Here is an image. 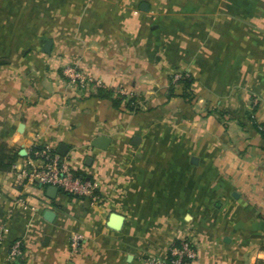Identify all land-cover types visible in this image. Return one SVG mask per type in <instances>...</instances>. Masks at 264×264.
<instances>
[{"label": "crops", "instance_id": "obj_1", "mask_svg": "<svg viewBox=\"0 0 264 264\" xmlns=\"http://www.w3.org/2000/svg\"><path fill=\"white\" fill-rule=\"evenodd\" d=\"M3 144L0 264H264V0H0ZM43 144L97 197L18 181Z\"/></svg>", "mask_w": 264, "mask_h": 264}, {"label": "built area", "instance_id": "obj_2", "mask_svg": "<svg viewBox=\"0 0 264 264\" xmlns=\"http://www.w3.org/2000/svg\"><path fill=\"white\" fill-rule=\"evenodd\" d=\"M63 74L74 84L84 87L91 78L86 76L79 68L67 65L63 69ZM178 79L179 76L176 75ZM37 160V164L30 167H21L16 170L18 181L30 180L46 186H56L57 188L76 195L96 198L97 184L90 178H84L77 174V170L69 164L67 160L61 159L60 155L53 150L51 145L43 144L41 148L32 150ZM78 236H74L72 243L77 245ZM170 253L174 256L172 264H188L185 258H195V248L189 241H183L181 246H171ZM25 252V245L21 239H16L10 248V256L16 258ZM165 260L150 259L147 264H165Z\"/></svg>", "mask_w": 264, "mask_h": 264}, {"label": "trees", "instance_id": "obj_3", "mask_svg": "<svg viewBox=\"0 0 264 264\" xmlns=\"http://www.w3.org/2000/svg\"><path fill=\"white\" fill-rule=\"evenodd\" d=\"M187 82V84L189 83L188 79L185 80ZM99 94L103 95V96H107V97H111L113 100V103L115 106H121V104H123V102L126 100V105L128 108L135 110L136 106L133 104L135 102V98H131L127 100V95L119 93L116 96H114V92L113 90L110 91H104L103 89H99ZM40 147H35L34 149H39ZM5 153H6V145L3 144L0 146V164H2V162H4L5 160ZM14 161V158L10 159L9 163H6L5 165H11ZM78 175L83 176V174L81 172H77ZM85 178V176H83ZM182 241H177L175 242V246H181ZM174 258V256L170 253H168L167 258L165 259V264H172L171 260ZM190 258H185V262H190Z\"/></svg>", "mask_w": 264, "mask_h": 264}, {"label": "water", "instance_id": "obj_4", "mask_svg": "<svg viewBox=\"0 0 264 264\" xmlns=\"http://www.w3.org/2000/svg\"><path fill=\"white\" fill-rule=\"evenodd\" d=\"M50 44H51V41H48L47 42V45L45 46V50H49L50 48ZM109 141L108 138L104 137V136H100L97 138V140L94 141V145L95 146H99L101 148H105L106 147V144L107 142ZM52 188V191L54 190H57L58 188L56 186H50Z\"/></svg>", "mask_w": 264, "mask_h": 264}, {"label": "clouds", "instance_id": "obj_5", "mask_svg": "<svg viewBox=\"0 0 264 264\" xmlns=\"http://www.w3.org/2000/svg\"><path fill=\"white\" fill-rule=\"evenodd\" d=\"M16 139H19V137L17 136Z\"/></svg>", "mask_w": 264, "mask_h": 264}, {"label": "rangeland", "instance_id": "obj_6", "mask_svg": "<svg viewBox=\"0 0 264 264\" xmlns=\"http://www.w3.org/2000/svg\"><path fill=\"white\" fill-rule=\"evenodd\" d=\"M184 241H186V240H184ZM182 242H183V241H182ZM173 245H174V244H173ZM173 245H172V246H173Z\"/></svg>", "mask_w": 264, "mask_h": 264}]
</instances>
